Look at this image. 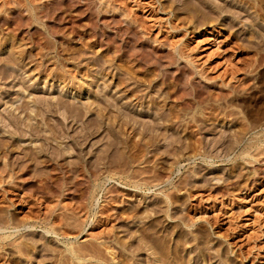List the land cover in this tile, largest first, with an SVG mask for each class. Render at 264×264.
Returning <instances> with one entry per match:
<instances>
[{"label":"rangeland","instance_id":"1","mask_svg":"<svg viewBox=\"0 0 264 264\" xmlns=\"http://www.w3.org/2000/svg\"><path fill=\"white\" fill-rule=\"evenodd\" d=\"M0 264H264V0H0Z\"/></svg>","mask_w":264,"mask_h":264},{"label":"bare ground","instance_id":"2","mask_svg":"<svg viewBox=\"0 0 264 264\" xmlns=\"http://www.w3.org/2000/svg\"><path fill=\"white\" fill-rule=\"evenodd\" d=\"M209 33H210V31H209ZM111 253V252H110Z\"/></svg>","mask_w":264,"mask_h":264}]
</instances>
